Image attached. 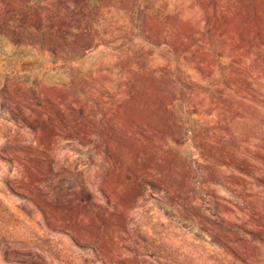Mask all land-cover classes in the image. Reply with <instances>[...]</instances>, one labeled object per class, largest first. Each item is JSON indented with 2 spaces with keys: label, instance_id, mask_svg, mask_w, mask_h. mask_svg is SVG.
Instances as JSON below:
<instances>
[{
  "label": "rangeland",
  "instance_id": "374dc122",
  "mask_svg": "<svg viewBox=\"0 0 264 264\" xmlns=\"http://www.w3.org/2000/svg\"><path fill=\"white\" fill-rule=\"evenodd\" d=\"M0 264H264V0H0Z\"/></svg>",
  "mask_w": 264,
  "mask_h": 264
}]
</instances>
